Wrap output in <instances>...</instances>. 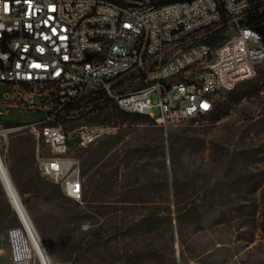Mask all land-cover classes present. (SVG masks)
Returning a JSON list of instances; mask_svg holds the SVG:
<instances>
[{"label":"rangeland","instance_id":"rangeland-1","mask_svg":"<svg viewBox=\"0 0 264 264\" xmlns=\"http://www.w3.org/2000/svg\"><path fill=\"white\" fill-rule=\"evenodd\" d=\"M222 34L228 39L233 30ZM234 90L243 98L218 95L220 118L175 125H156L101 96L59 113L72 134L87 124L116 127L75 152L80 201L40 175L28 129L2 138L5 163L53 264H264V68ZM14 97L0 85V127L45 114L37 105L23 111ZM17 226L0 180V264H12L8 232Z\"/></svg>","mask_w":264,"mask_h":264},{"label":"built area","instance_id":"built-area-1","mask_svg":"<svg viewBox=\"0 0 264 264\" xmlns=\"http://www.w3.org/2000/svg\"><path fill=\"white\" fill-rule=\"evenodd\" d=\"M262 10L264 0H0V85L23 111L46 110L0 127V158L1 139L28 129L40 175L82 200L75 152L116 127L87 124L72 134L57 115L101 96L156 125L210 116L220 93L264 68V25L245 23ZM222 28L233 30L230 38L208 43ZM15 229L8 232L11 262L32 264L17 250Z\"/></svg>","mask_w":264,"mask_h":264},{"label":"bare ground","instance_id":"bare-ground-1","mask_svg":"<svg viewBox=\"0 0 264 264\" xmlns=\"http://www.w3.org/2000/svg\"><path fill=\"white\" fill-rule=\"evenodd\" d=\"M0 178L19 220V226L16 227L14 233V243L20 255L30 258L35 264H53L50 254L22 202L3 156L0 158Z\"/></svg>","mask_w":264,"mask_h":264},{"label":"trees","instance_id":"trees-1","mask_svg":"<svg viewBox=\"0 0 264 264\" xmlns=\"http://www.w3.org/2000/svg\"><path fill=\"white\" fill-rule=\"evenodd\" d=\"M245 23L247 25H249V26L254 27V28H261L264 25V10H262L261 12H258V13H255L253 15L248 16V18L246 19ZM224 29L225 28H222L215 35L209 36L210 38L207 39V42L210 43L211 45H217L220 41L223 40V36L221 34L224 31ZM238 85H239V83L233 89H231L230 91H228V93L229 92H232L233 94H236L234 89ZM235 98L236 99H241V98H243V95L242 94H239V95L236 94L235 95ZM73 106H74V103H72L71 105H69V107H73ZM136 115H139V114H136ZM211 115L214 118H220V116H221V108H219V104L216 105V108L212 112Z\"/></svg>","mask_w":264,"mask_h":264},{"label":"snow or ice","instance_id":"snow-or-ice-1","mask_svg":"<svg viewBox=\"0 0 264 264\" xmlns=\"http://www.w3.org/2000/svg\"><path fill=\"white\" fill-rule=\"evenodd\" d=\"M77 190H78V188H77Z\"/></svg>","mask_w":264,"mask_h":264}]
</instances>
